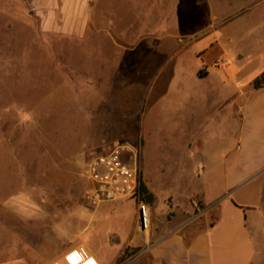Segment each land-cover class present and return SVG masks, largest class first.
I'll list each match as a JSON object with an SVG mask.
<instances>
[{"label": "rangeland", "instance_id": "374dc122", "mask_svg": "<svg viewBox=\"0 0 264 264\" xmlns=\"http://www.w3.org/2000/svg\"><path fill=\"white\" fill-rule=\"evenodd\" d=\"M73 1L78 6L79 0ZM59 3L61 6L62 0ZM127 3L90 0L88 21L92 25L105 22L107 16L94 14L95 6L103 7L118 20L119 30L136 37L142 29L134 34L129 31L123 13ZM165 4L164 0H146L144 7L155 5L166 11L164 15L169 14L170 23L165 20L158 25L161 30L155 34L163 39L178 37L183 45L179 64L170 62L171 54L178 55V46L158 57L153 38L135 46L133 57L126 54L125 47L111 50L104 37L89 30L88 42L73 37L68 46L51 33L54 0H0V62L16 58L15 67L11 72L6 68L0 79L4 122L0 129L6 128L4 135L9 137L7 157L0 159L1 255L20 248L27 255L33 253L27 240L33 232L51 237L52 242L56 237L53 253L80 242L95 243L113 254L112 235L121 230L124 239L129 237L137 202L125 199L91 205L86 197L91 187L87 165L118 145L131 148L128 159L155 184L165 204L161 214L171 226L201 218L205 207L201 201L190 211L181 206L178 162L185 160L180 154L186 152L191 156L188 160L200 165L205 158L222 162V157L234 152L241 131L235 102L244 100L239 93L248 94L245 87L252 82L253 89L254 80L264 71V0H167ZM18 8L27 13L18 16L32 19L36 29L15 21V14H4ZM72 25L77 26L78 20ZM170 27L172 30H163ZM244 45L248 46L246 53L239 58V47L244 50ZM227 56L239 58L232 73L239 72L231 74L225 84L222 77H196L197 72L205 76L207 66ZM166 70L172 74L169 98L151 110L147 103L140 126L142 94L151 88L149 80ZM219 103L226 106L217 107ZM189 139L193 141H188V148ZM189 178L182 183L188 184ZM260 184L262 180L256 179L250 188ZM202 185L208 191L222 190L226 182L209 175ZM28 199L38 205H20ZM149 212L151 215L150 204ZM84 214L90 226L78 239L75 225L78 219H85ZM32 256L30 263L41 258ZM127 257L128 253L119 263Z\"/></svg>", "mask_w": 264, "mask_h": 264}, {"label": "crops", "instance_id": "0c3cea01", "mask_svg": "<svg viewBox=\"0 0 264 264\" xmlns=\"http://www.w3.org/2000/svg\"><path fill=\"white\" fill-rule=\"evenodd\" d=\"M89 1L79 0L78 6H76L72 0H62V5L59 6V0H54V5L51 6V14L54 16L51 32L53 36L62 37V43L66 42L69 46L73 37H78L80 43L88 42V30L94 31L95 35L105 38L103 40L111 50L118 52L120 48L125 47L126 54L130 57L135 55V46L144 45V41L153 38L157 44L158 57L165 56L169 48L178 46V55L171 54L170 62L171 60L175 63L178 62L177 64L181 62L183 54L180 50L183 45L178 37L173 35L163 39L157 33L155 34V31L161 30V28L158 29V25L166 23L165 20L170 23L169 14L164 15L163 13L166 11L162 12L160 7L159 9L155 5L144 7L146 0H136V5L134 0H128L123 13L128 17L129 31H133L134 34V30L142 29L140 33H135L136 37H134V35L130 36L126 30H119L118 20L112 18L110 16L112 12H107L103 7L95 6L94 14L100 12L107 16L105 22L100 24L94 22L92 25L88 21V15L91 14L88 7ZM166 1L164 0V7ZM141 2L143 7L140 9ZM160 2L159 4H161ZM168 3L170 4L169 1ZM14 11H5L4 14H15V21L22 22L26 27L33 28L34 25L35 29L37 28V24L33 23L32 19L18 16L27 14L23 12L24 8L14 9ZM56 15H62V17L56 18ZM59 20L62 21V24H57ZM73 20H78L77 26L72 25ZM163 30H172V28ZM261 32L264 34V26ZM135 39L138 40L137 43ZM247 47L244 45V50L243 47H239V58L243 53H246ZM239 58L227 56L226 60H219L214 65L207 66L208 70L205 76H201L197 72L196 77L200 80H210L212 77L229 80L232 75L239 72L232 73V68L235 67L234 62ZM15 64L16 58L13 59V57L4 60V63L0 62V79L4 75L3 71L8 68L11 72ZM7 65L9 67H6ZM180 74H177L178 77ZM150 80L151 88L142 94L144 105L139 112L141 114L140 126L142 118L146 117V104H149V110H151L155 104L169 98L171 93L169 86L172 83V74L167 70L161 71L157 76L152 77V81ZM251 85L252 82L244 89L249 92L248 94L245 91L239 93L244 100L238 99L235 102V106H238L241 131L234 152H229L222 157V162L211 163L210 159L205 158L200 165H197L196 162L195 165L194 162L188 160L191 159V156H187L186 152L180 154L182 155L180 158L185 160L184 164L178 162V176H181L178 177V189L182 191L183 203L181 206L183 211H190L201 201L205 206L200 215L201 218L185 221L178 226H171L165 216L161 214L165 210L162 209L165 204L160 201L155 184L145 178L143 174V182L149 192L154 195V203L150 204L151 227L147 232L139 228L136 205L129 237L124 239L122 236L124 232L121 230L112 235L114 241L112 245H115L112 249L113 254L105 253L100 247L95 246V243H93L94 246H91L80 242L69 243L62 250L53 253V242L56 241V237H53L52 242L51 237L33 232L27 238L34 247L33 253L27 255L23 248L3 251L2 255L0 254V264H55L60 257L79 246L86 249L95 264H264V87L256 90L250 89ZM222 103L217 104V107H220ZM1 111L2 107L0 106V128L3 126ZM5 130L6 128L2 131L0 129V159L7 157L9 137L4 135ZM188 141L192 142L193 140L186 141L188 146L185 147L189 148ZM232 155L235 156L232 157ZM187 168L189 169L187 170ZM209 175H213L216 181L224 179L226 186L222 190L216 188L208 191L204 189L202 182ZM187 176H190L189 183H182L187 179ZM256 179H261L262 184L256 188H250L252 181ZM252 190L254 193L251 192ZM250 196L254 198H250ZM33 204L37 206L38 202L28 199L20 205L32 207ZM82 216L85 219H78L75 225L77 231L74 234L78 239L90 226L87 223L89 221L86 220V215ZM82 216L80 215V217ZM94 235L96 236V234ZM127 251L128 257L123 263H119ZM34 254L41 258L37 263H30Z\"/></svg>", "mask_w": 264, "mask_h": 264}, {"label": "built area", "instance_id": "2783aa9c", "mask_svg": "<svg viewBox=\"0 0 264 264\" xmlns=\"http://www.w3.org/2000/svg\"><path fill=\"white\" fill-rule=\"evenodd\" d=\"M132 150L118 145L106 154L95 156L87 165L91 187L87 200L93 206L132 199L137 202L139 228L147 232L151 227L149 203L142 195V174L138 166L128 159ZM95 264L83 246L76 247L55 264Z\"/></svg>", "mask_w": 264, "mask_h": 264}, {"label": "trees", "instance_id": "16d2710c", "mask_svg": "<svg viewBox=\"0 0 264 264\" xmlns=\"http://www.w3.org/2000/svg\"><path fill=\"white\" fill-rule=\"evenodd\" d=\"M262 87H264V72L260 76H258L253 82L254 89L258 90V89H261ZM141 191H142V195L144 196V199L146 200V202H148L149 204L154 203V195L149 192L144 182H142ZM126 253H128V251Z\"/></svg>", "mask_w": 264, "mask_h": 264}]
</instances>
